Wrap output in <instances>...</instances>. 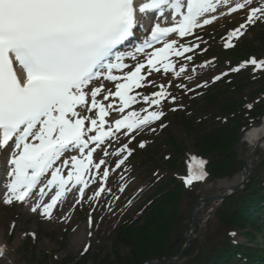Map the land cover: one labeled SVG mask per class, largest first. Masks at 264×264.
Returning a JSON list of instances; mask_svg holds the SVG:
<instances>
[{
	"label": "snow or ice",
	"instance_id": "obj_1",
	"mask_svg": "<svg viewBox=\"0 0 264 264\" xmlns=\"http://www.w3.org/2000/svg\"><path fill=\"white\" fill-rule=\"evenodd\" d=\"M155 11L159 18L150 15ZM233 14L243 19L227 32V48L235 47L250 27L264 23V0H0V166L9 177L0 202L10 206L35 198L30 211L52 220L70 186H78L82 200L90 183L86 177L95 172L106 182L110 172L102 166L110 153L105 147L113 138L128 137V143L116 151L120 158L115 167L120 168L133 154L129 147L136 139L133 133L156 121L161 128L167 126L163 102L175 103L176 97L168 91L171 83L156 85L154 74L174 72L179 78L186 66L177 70L175 59L207 44L200 35L207 34L205 26ZM141 36L134 51H120ZM189 36L193 43L182 42ZM138 54L144 58L138 59ZM129 58L135 63H126ZM249 66L264 72V58L250 57L230 71ZM117 70L119 75L114 74ZM226 75L223 72L214 80ZM154 85L158 91H137ZM141 102L159 110L142 108L125 114ZM137 143L144 148L147 141ZM206 164L193 155L183 182L191 187L205 181ZM65 169H69L66 175ZM92 182L98 189L92 200L110 191ZM25 235L36 239L35 232ZM230 235L235 238L238 233ZM7 251L6 245H0V264H10Z\"/></svg>",
	"mask_w": 264,
	"mask_h": 264
},
{
	"label": "rangeland",
	"instance_id": "obj_2",
	"mask_svg": "<svg viewBox=\"0 0 264 264\" xmlns=\"http://www.w3.org/2000/svg\"><path fill=\"white\" fill-rule=\"evenodd\" d=\"M242 19L243 18L240 16L233 15L232 17H228L224 22L209 27L207 34L201 32L200 35L204 37L207 44L201 43L200 48L178 59V68L181 65L188 66V64H193L197 68V71L193 73H187L185 71V73L197 75L198 79L194 80L191 84H187L186 81H183L181 76L179 78L176 77L174 72H169L166 75H161L159 73L154 74L156 85H167L171 83L172 87H170L168 91L174 96L176 94L180 95V91L191 93L192 89L201 83L205 85V88L213 84H220L225 76H223L219 82H215L214 77L223 72L232 73L230 69L241 63L233 64L232 58L229 57L227 59L219 49L225 47L227 32L235 28ZM263 33L264 23H259L250 27L245 35L234 43L236 45L239 44L240 47L244 45L246 41H251L257 50L261 51L259 48L262 47L264 42H262V40L258 41L257 39L259 36H262ZM182 42L193 43L194 41L190 39L182 40ZM205 47L208 50L206 54L201 50ZM186 56H192L193 59L189 61L185 59ZM253 56L258 59L264 58V52H258L256 55L253 54ZM205 62L211 63H209L207 67H204L203 65ZM250 71H252L251 66L247 69H242L238 73ZM152 78L153 77H149V79ZM251 82L252 86L250 89L246 88L241 92L215 98L213 100L214 103L209 106L206 105L207 98L205 95L201 96L200 93L195 94L197 99H195L196 102L194 104H190V102H186L182 98L175 100V103H173L171 99L165 100L163 102V110L166 115L163 120L167 126L161 128L158 126L159 123L153 124L140 134V137H142L140 140L132 144L129 143V147L133 148L135 151H133L131 157L128 158L125 164L120 168L115 167V163L118 162L120 158L116 155V151L124 143H128V137L122 135L119 136V140L113 138L111 145L105 147V150L109 152L110 155L104 157L107 163L102 166L109 170L111 174L106 181L108 183L107 189H110V191H106L103 196L96 200L91 199L94 195V191H98L96 183L92 181L95 180L100 183L103 181L98 174L93 172L92 176L89 177V191L85 201L83 203H77V200L74 199V201L61 204L57 207L52 220H47L43 216L31 212L29 215L25 214V211L29 210L28 208L31 207V204L36 201L35 198L30 203H14L10 206L1 202L0 235H2L7 247L10 248L9 256L13 259L15 264H40L45 261L48 264H63L65 262L66 264H74L71 259L76 257H79V262L76 264H80V261L83 259H86L85 264H97V259L103 261L104 258H108L109 261L115 263L117 256H126L129 250L122 245H116L115 242L116 231L119 226L126 221V218H133L140 214L139 208L145 198L151 193V187L156 184L157 179L165 175L175 174L180 180H183V176L186 173V170H170L171 166L168 165L167 160L172 156V152H170L169 147L164 144L165 138L169 135L174 137L179 145L182 144L181 146H185V148L189 150V156L191 157V155L195 154L193 145H195L196 138L189 127L182 122L181 117L185 115L184 117L187 119H193L199 122L212 113L219 116L223 113L224 107L232 98L239 101L241 98H245L249 91L264 88V81L259 78H257V80L251 79ZM105 83L107 84L108 82L106 81ZM181 84L187 87H178V85ZM158 90V87L154 85L138 91H142L144 94H150ZM142 108H148L150 111L159 110V107L150 106L143 102L135 106L137 111ZM173 108H175L174 111H177L178 115L173 113ZM150 128H156V131L152 132ZM159 140H163V143L159 144ZM138 141H147V148H142L144 150L140 151L139 149L141 148L138 146ZM157 145H159V148L155 149ZM137 149L138 151L136 153ZM150 149L154 151L157 150L158 152V154L157 152L154 155L150 154L153 161L144 158L146 152H149ZM245 150V157H248L251 153L250 146L246 145ZM263 154L264 148L258 151L253 164H257ZM134 156H136L137 159L139 158V162H134L136 166L132 165ZM184 159H186V157H184L182 161ZM243 176L244 174L240 172L234 178ZM233 179L227 181H232ZM221 182L222 181L214 183L202 182L198 185H194L190 192V196L194 199L197 196L208 197L223 192L226 190V187H221ZM121 188H124L123 192L120 191ZM117 197H119V199H117ZM129 201H131V203H129ZM216 208L217 205L215 206V209ZM23 210L24 212L22 213L21 211ZM64 214L67 215L64 216ZM64 217H67V219H64ZM91 219L93 223H91ZM13 223H15L14 229L11 228ZM188 225L189 221H185L182 225V229L185 231ZM197 226L198 232L194 231L193 237L194 241H198V245L217 241L225 234L233 231L238 233V236L233 238L234 241L239 244L247 243V230L224 228L215 214L210 213L209 206L205 207L203 211L199 213ZM80 228L85 229L84 242L77 247L71 248L74 234ZM32 232L36 233V239H33L31 235H25V233ZM89 233H91V235H89ZM29 238H31L32 244L35 247V253L28 250L29 243L20 249L22 243L25 240H29ZM255 243H257V245L264 244V237L262 235H257ZM88 245H90V247H88L87 252H85L84 249ZM250 245L253 246V244ZM116 252L117 254H115ZM82 254L83 257L80 258ZM45 255L47 258L49 257L48 261ZM184 261L185 259L174 261L169 264H182Z\"/></svg>",
	"mask_w": 264,
	"mask_h": 264
},
{
	"label": "trees",
	"instance_id": "obj_3",
	"mask_svg": "<svg viewBox=\"0 0 264 264\" xmlns=\"http://www.w3.org/2000/svg\"><path fill=\"white\" fill-rule=\"evenodd\" d=\"M253 50L247 46L244 48L247 54ZM246 80L247 78H240L228 87L241 90L250 85V82ZM263 93V90H259L242 101L232 98L222 113L228 116L230 121L212 131L202 133L200 129L194 127L192 122H184L195 134L194 148L200 154L210 158L209 171L213 177L233 176L243 169L236 160L234 144L240 128L247 125L249 119L255 120L264 112V108L260 106L264 102ZM215 98L218 97H211L212 103ZM250 100L258 102L253 112L245 110ZM212 121H214L213 118ZM171 148L176 156L171 165L175 166V161L179 159V156L184 155L187 149L185 146L178 145L175 140L171 141ZM168 181L156 194L154 202L147 206L143 216L136 223L123 227L116 237V245L127 248L128 254L117 256L115 263L109 259L103 261L97 259V264H142L149 257L161 259L180 250L181 223L189 212L183 209L187 201L183 195L182 185L178 184L174 178ZM174 184H176L174 189L168 191ZM263 216L264 159L256 166L248 186L226 200L217 213L219 221L225 226L243 229L252 227L253 231L261 229V227L257 228V225ZM253 235V232L249 233L251 240H254ZM193 249L194 246L190 248L186 256L191 255ZM185 264H264V251L257 252L247 246L236 244L229 235H226L218 242L202 246L198 253Z\"/></svg>",
	"mask_w": 264,
	"mask_h": 264
},
{
	"label": "water",
	"instance_id": "obj_4",
	"mask_svg": "<svg viewBox=\"0 0 264 264\" xmlns=\"http://www.w3.org/2000/svg\"><path fill=\"white\" fill-rule=\"evenodd\" d=\"M248 129H245L242 134L240 135V139H239V142L236 146V150H237V153L239 155V160H242V154H243V142H244V137H245V133L247 132ZM261 145V142L254 148L253 150V153L251 155V157L245 159L243 162H244V165H245V171H246V181L239 185V186H236L234 187V191H237L238 189H240V187L242 185H244L245 183H247L248 179L250 178V175L252 173V169L251 167L249 166V162L252 160L254 154L257 152V150L259 149ZM225 197L221 196V195H218V196H214V197H210V198H205V199H197L196 202H195V205H194V208H193V212H192V223H191V226H190V229L187 233V238H189V234L190 232L194 229L195 227V224H196V221H197V214H198V209H199V205L200 204H205V203H209V202H212V201H216V200H223ZM188 245L190 243V240H188ZM185 253V250L180 252L179 254L173 256V257H170V258H167V259H164L163 261L159 262V263H153L152 259L148 260V264H164V263H167L173 259H178V258H181L183 256V254Z\"/></svg>",
	"mask_w": 264,
	"mask_h": 264
},
{
	"label": "bare ground",
	"instance_id": "obj_5",
	"mask_svg": "<svg viewBox=\"0 0 264 264\" xmlns=\"http://www.w3.org/2000/svg\"><path fill=\"white\" fill-rule=\"evenodd\" d=\"M175 64H176V59H175ZM264 137V121L261 123L260 126L253 128L252 130H249L247 135H246V142L249 144L250 148H252L254 145H256L262 138ZM69 169H65V175L67 173ZM50 178V176L48 177ZM242 181V177H238V178H234L232 181H224L221 183V187H226V188H231L237 184H239ZM47 191V190H46ZM36 202V201H35ZM46 202V201H45ZM22 213L24 212L21 211ZM30 210H26L25 214L29 215L30 214ZM38 215V214H36ZM67 214H64V216ZM85 229L84 228H80L78 229L75 234H74V239L72 240L71 243V248L73 247H77L81 244H83L84 242V237H85ZM0 245H6V243L4 242V239L2 237V235H0ZM10 248L7 247V255L9 257V260L11 261V264H15V262L13 261V259L9 256V250Z\"/></svg>",
	"mask_w": 264,
	"mask_h": 264
}]
</instances>
